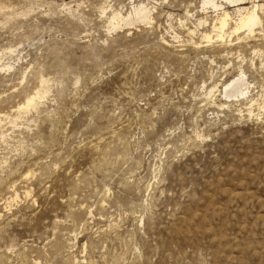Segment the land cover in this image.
Segmentation results:
<instances>
[{
	"label": "rangeland",
	"instance_id": "1",
	"mask_svg": "<svg viewBox=\"0 0 264 264\" xmlns=\"http://www.w3.org/2000/svg\"><path fill=\"white\" fill-rule=\"evenodd\" d=\"M207 1L0 0V264H264V9Z\"/></svg>",
	"mask_w": 264,
	"mask_h": 264
},
{
	"label": "bare ground",
	"instance_id": "2",
	"mask_svg": "<svg viewBox=\"0 0 264 264\" xmlns=\"http://www.w3.org/2000/svg\"><path fill=\"white\" fill-rule=\"evenodd\" d=\"M227 1L231 5L236 6V11L235 10L234 11L236 12V15H238V20L237 21L235 20L236 23L235 21H232L235 23V25L233 27H230V21L232 20V17H231L232 14L228 11L223 10V13L220 15V17H218L217 22L213 24V32L215 33V35L218 38H223L224 36H226L227 33H230V35H232V34L239 33L242 30H247L249 32V35L250 33H253L255 31V27L261 24L259 10L263 11L264 4L254 3L255 5L251 6L250 8L249 7L247 8V7L241 6L243 5V3H241V0H227ZM257 1L260 2L262 0H257ZM205 4H208L214 8L222 7L221 5H218V3L214 0H209ZM150 15H151L150 10L140 5V7L136 11V16H137L136 20H139L142 22L148 21L149 19H151ZM118 17H119V14H114L113 17H111L112 18L111 24L115 28L120 26ZM121 21H124L127 24V23H131L132 20L127 19V18H122ZM210 34L205 33L203 37L206 40L210 41L212 40V36ZM226 86H228V88L226 89H229V87L233 88V90H227L225 93V96L229 98L232 96H237L236 93L238 92L244 93L243 91H241L242 86H247L246 87L247 89L250 88V84L245 82L244 77L233 79L232 81H229ZM46 92L47 90L46 91L38 90L33 95H30L24 104L19 105L18 107L19 112H27L31 108L35 107L39 99H42Z\"/></svg>",
	"mask_w": 264,
	"mask_h": 264
}]
</instances>
